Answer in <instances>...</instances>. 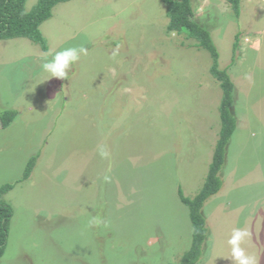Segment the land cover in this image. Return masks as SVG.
<instances>
[{"label":"rangeland","instance_id":"374dc122","mask_svg":"<svg viewBox=\"0 0 264 264\" xmlns=\"http://www.w3.org/2000/svg\"><path fill=\"white\" fill-rule=\"evenodd\" d=\"M191 6L228 67L236 119L221 189L201 208L197 264H236L235 228L264 264V0H241L238 17L226 0ZM166 13L162 0H70L39 27L46 52L24 38L0 41V114L17 112L0 128V187L14 185L2 197L13 216L0 264H179L189 250L177 191L193 198L204 183L221 90L208 53L166 33ZM82 46L88 54L66 79L43 70L58 51Z\"/></svg>","mask_w":264,"mask_h":264},{"label":"trees","instance_id":"16d2710c","mask_svg":"<svg viewBox=\"0 0 264 264\" xmlns=\"http://www.w3.org/2000/svg\"><path fill=\"white\" fill-rule=\"evenodd\" d=\"M70 0H39L38 4L29 12L25 11L26 0H0V41L24 38L36 45L42 51L48 50L47 42L42 37L40 25L51 18L52 9ZM167 6L168 24L166 33L184 35L192 40V47L204 50L208 53L211 64L209 73L217 81L221 90V98L218 106L219 133L214 146L211 163L209 164L204 183L200 191L188 198L178 189L177 196L180 203L188 210V216L192 227V243L187 252L183 254L179 264H197L202 254V244L207 234L206 220L201 213V208L206 200L217 194L222 182L219 172L225 160L226 147L236 129V119L231 113L233 104L234 85L227 72L228 67L220 69L218 66V50L213 43L210 33L193 21L194 12L191 6L192 0H162ZM235 16L240 14L241 0H226ZM237 38V37H236ZM235 38V39H236ZM237 41L233 44L231 64L235 61V49ZM15 110H7L0 114V128H7L16 117ZM38 154L29 158L26 163L22 178L27 180L33 171ZM15 183V184H16ZM13 184L7 183L0 187V257L7 245L10 220L13 216L12 208L3 201L2 197L13 188Z\"/></svg>","mask_w":264,"mask_h":264},{"label":"clouds","instance_id":"9594fccd","mask_svg":"<svg viewBox=\"0 0 264 264\" xmlns=\"http://www.w3.org/2000/svg\"><path fill=\"white\" fill-rule=\"evenodd\" d=\"M88 49L86 47H71L58 51L51 60H48L42 65L44 71L51 74L52 77L59 79H66L69 71L74 63L80 60L81 55H87ZM45 56L48 54L45 53ZM115 55V53H114ZM108 153L101 151V156L106 157ZM99 223V220H97ZM249 233L242 228H235L228 240L231 246L232 258L236 264H256L254 257L248 255L243 247L242 242L248 237Z\"/></svg>","mask_w":264,"mask_h":264}]
</instances>
